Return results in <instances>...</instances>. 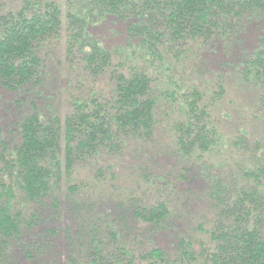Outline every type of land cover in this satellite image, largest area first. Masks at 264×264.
I'll return each instance as SVG.
<instances>
[{
	"label": "trees",
	"instance_id": "1",
	"mask_svg": "<svg viewBox=\"0 0 264 264\" xmlns=\"http://www.w3.org/2000/svg\"><path fill=\"white\" fill-rule=\"evenodd\" d=\"M23 1L17 10L0 12V89L15 92L38 91L46 76V44L60 38L64 25L58 0ZM108 16L125 23L129 39L138 42L140 54L133 52V57L151 58L152 66L159 59L169 75L165 52L177 54L193 43L239 39L248 24L257 22L262 30L258 46L245 54L241 66L244 80L262 89L264 104V0H78L67 12L68 52L81 50L94 74L111 66L114 53L88 28ZM145 67H133L129 74L113 70L112 96L74 100V110L64 121L56 113L44 115L36 109L18 124L16 143L6 141L0 125V262L13 252L26 224L33 227L29 211L35 215L34 207L48 198L59 207L57 191L77 162L121 152L133 139L148 141L162 100L179 110L174 139L188 168L220 165L227 138L214 121L204 92L196 86L182 90L176 82L171 91L161 92L155 71ZM233 144L246 164L238 172H221L219 167V174L209 179L207 198L214 216L205 231L208 244L203 242L197 250L192 239L182 238L175 256L156 246L136 253L118 242L120 232L114 228L115 245L95 233L93 238L101 245L94 243L80 256L70 255L65 264H264V141L251 142L242 135ZM120 200L125 214L133 211L134 219L152 227L169 224L173 213L163 198L142 204L137 194H129ZM84 228L87 224L82 222L78 230Z\"/></svg>",
	"mask_w": 264,
	"mask_h": 264
},
{
	"label": "rangeland",
	"instance_id": "2",
	"mask_svg": "<svg viewBox=\"0 0 264 264\" xmlns=\"http://www.w3.org/2000/svg\"><path fill=\"white\" fill-rule=\"evenodd\" d=\"M58 2L63 7L64 25L60 38L46 44L43 84L38 91L0 89V125L8 143L20 140L18 124L36 109L44 115L56 113L64 121L74 110V100L88 102L93 95L112 96L116 88L113 70L129 74L133 67L145 66L150 72L155 71L161 92L171 91L175 82L183 86L182 90L199 87L227 142L221 151L220 165L188 168L190 163L179 153L174 139L173 125L179 110L175 112L170 101L162 100L152 137L148 141H128L121 152L108 151L77 162L74 171L63 177L57 191L59 207L48 198L45 204L34 207L38 215L29 211L33 227L26 224L15 249L0 264H65L70 255L80 256L94 243L101 245L93 238L95 233L104 243L116 244L111 234L115 229L120 232L118 242L121 240L136 253L156 246L175 256L182 238L192 239L197 250L200 249L203 242L209 243L205 231L210 230L214 216L207 198L210 177L219 174V167L221 172H238L245 167L242 151L233 144L235 138L248 135L251 142L264 141L263 91L244 80L241 66L245 54L258 46L261 26L251 22L239 39L193 43L177 54L165 52L164 62L171 68L169 75V70L160 67L161 60L152 66L151 58L133 57V52L140 54L138 42L129 39L125 23L108 16L88 28L114 53L111 66L94 74L81 50L68 52L67 12L78 0ZM23 4V0H0V12L17 10ZM70 186L78 189L72 192ZM129 194H137L142 204L143 200L167 199L173 208L169 224L152 227L134 219L133 211L125 214L119 200ZM82 222L87 228L78 230Z\"/></svg>",
	"mask_w": 264,
	"mask_h": 264
}]
</instances>
